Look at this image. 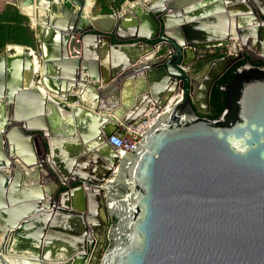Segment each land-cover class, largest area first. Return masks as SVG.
<instances>
[{"label": "water", "instance_id": "1", "mask_svg": "<svg viewBox=\"0 0 264 264\" xmlns=\"http://www.w3.org/2000/svg\"><path fill=\"white\" fill-rule=\"evenodd\" d=\"M36 1L0 0L38 48L0 51V264H264V66L206 116L264 61L259 0ZM154 117L119 160L107 139Z\"/></svg>", "mask_w": 264, "mask_h": 264}, {"label": "trees", "instance_id": "2", "mask_svg": "<svg viewBox=\"0 0 264 264\" xmlns=\"http://www.w3.org/2000/svg\"><path fill=\"white\" fill-rule=\"evenodd\" d=\"M110 1H112L111 7H108L106 2ZM125 1L134 0H97V3L101 6L100 11L102 14H111L113 10L120 9ZM7 45H19L33 50L37 47V41L29 19L12 5H6L0 12V51ZM201 65L199 64L198 67H201ZM233 74L234 68H231L214 84L210 95L211 114L209 118L215 119L223 111L224 94L218 87L229 84Z\"/></svg>", "mask_w": 264, "mask_h": 264}, {"label": "built area", "instance_id": "3", "mask_svg": "<svg viewBox=\"0 0 264 264\" xmlns=\"http://www.w3.org/2000/svg\"><path fill=\"white\" fill-rule=\"evenodd\" d=\"M180 97L173 100L171 105H174ZM157 117L146 119L144 121H138L132 126H120L119 130L112 134L108 139L107 143L116 151L118 159L120 160L121 152L129 154L132 148L139 145L141 136L146 133L156 122ZM117 174V168L113 169L111 176L108 181H112L114 176Z\"/></svg>", "mask_w": 264, "mask_h": 264}, {"label": "bare ground", "instance_id": "4", "mask_svg": "<svg viewBox=\"0 0 264 264\" xmlns=\"http://www.w3.org/2000/svg\"><path fill=\"white\" fill-rule=\"evenodd\" d=\"M16 3L19 5L20 9L22 10L23 13L25 14H28V15H31V11H30V8L29 7H32L31 10H33L34 8H36V0H32L33 3L31 5H29L27 2H24V1H27V0H15ZM43 5L47 6L48 4L47 3H43ZM43 10V9H42ZM36 14V12H35ZM49 12L48 10H44V11H39V15H42V16H49ZM34 19H33V23H35L36 21V17H37V14L34 16ZM34 26H36V31L37 32H40L41 28L38 27L37 25L34 24ZM15 50L14 53H10V50ZM7 51H8V55H9V59L15 61L16 59H23L24 58V49L19 47V46H14V45H11L7 48ZM26 55L28 56V54L26 53ZM33 69L36 71L38 69V63L36 61V59H33ZM42 90V89H41ZM65 114V113H64ZM58 257V255H57ZM9 260V263L10 264H22V263H25L23 261H20L18 259H11V258H7Z\"/></svg>", "mask_w": 264, "mask_h": 264}, {"label": "flooded vegetation", "instance_id": "5", "mask_svg": "<svg viewBox=\"0 0 264 264\" xmlns=\"http://www.w3.org/2000/svg\"><path fill=\"white\" fill-rule=\"evenodd\" d=\"M262 6V5H261ZM263 7V6H262ZM258 10V9H257ZM14 51L15 50H10V53H14ZM258 52H261V53H263L264 54V50L262 49V48H258V50H257ZM227 55H230V53L227 51V50H225V49H222V48H219V49H214V50H210V51H207L205 54H204V61H202V62H200L199 64H202L201 65V67L205 64V63H207V62H209L210 60H213V59H218V58H222V57H225V56H227ZM245 59L244 60H240V61H238V62H236L231 68H234V72H235V70L237 69V68H239L240 66H242V64L249 58V57H251V59H252V61L255 63V64H257V65H259V66H264V61L263 60H261L259 57H256V56H254V55H252L251 53H247V56L245 55ZM198 63L197 64H195V65H197V67H198V65H199ZM191 67H193V66H191ZM230 68V69H231ZM228 71V70H227ZM226 71V72H227ZM225 72V73H226ZM224 73V74H225ZM223 74V75H224ZM222 75V76H223ZM221 76V77H222ZM220 79V78H219ZM222 86H225V85H222ZM211 95V94H210ZM221 102H222V100H221ZM210 114H211V108H210V111H209V113L206 115V116H210Z\"/></svg>", "mask_w": 264, "mask_h": 264}, {"label": "crops", "instance_id": "6", "mask_svg": "<svg viewBox=\"0 0 264 264\" xmlns=\"http://www.w3.org/2000/svg\"><path fill=\"white\" fill-rule=\"evenodd\" d=\"M97 1V0H96ZM128 2H132V1H128ZM210 2H212V1H210ZM259 2H260V4L263 6V8H264V0H259ZM0 3H2V2H0ZM1 8H0V11H2L5 7H4V5H2V6H0ZM101 10V9H100ZM99 14H102L101 12L99 13ZM119 58L121 59H123V55H121V53H120V55H119ZM188 58H192V54H190L189 56H188ZM108 60H109V62H112V61H116V57H114V56H111V54H109L108 55ZM104 89H106V88H104ZM115 93V91H114V89L113 90H111L110 91V97H109V102H110V104H111V107H112V104L113 103H115V105H118L117 103H118V99H117V97H115V96H113V94ZM115 95H116V93H115ZM88 103H90L89 102V100H88ZM90 105H93V104H91L90 103ZM129 106L130 105V101L129 100H125V106ZM66 114V113H65ZM59 256V255H58Z\"/></svg>", "mask_w": 264, "mask_h": 264}, {"label": "rangeland", "instance_id": "7", "mask_svg": "<svg viewBox=\"0 0 264 264\" xmlns=\"http://www.w3.org/2000/svg\"><path fill=\"white\" fill-rule=\"evenodd\" d=\"M112 3V1H110V2H106V5L108 6V7H111L110 6V4ZM2 5H4V3H0V6H2ZM1 8V7H0ZM100 9H101V6L97 3V1H96V4H95V6H94V8H93V10H92V14L93 15H98L101 11H100ZM119 10V9H118ZM118 10H113V12H115V11H118ZM112 12V13H113ZM37 49V50H36ZM36 49H35V51H38V48L36 47Z\"/></svg>", "mask_w": 264, "mask_h": 264}]
</instances>
